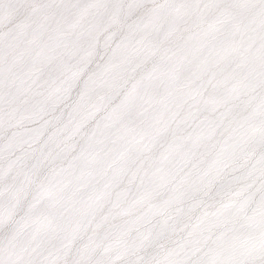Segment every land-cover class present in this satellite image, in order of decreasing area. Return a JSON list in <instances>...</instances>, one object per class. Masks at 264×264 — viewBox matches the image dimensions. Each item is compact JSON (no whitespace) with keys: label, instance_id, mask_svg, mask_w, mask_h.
<instances>
[{"label":"snow or ice","instance_id":"snow-or-ice-1","mask_svg":"<svg viewBox=\"0 0 264 264\" xmlns=\"http://www.w3.org/2000/svg\"><path fill=\"white\" fill-rule=\"evenodd\" d=\"M0 264H264V0H0Z\"/></svg>","mask_w":264,"mask_h":264}]
</instances>
